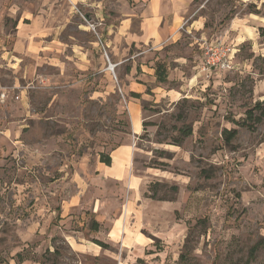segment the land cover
Returning a JSON list of instances; mask_svg holds the SVG:
<instances>
[{
    "label": "rangeland",
    "instance_id": "374dc122",
    "mask_svg": "<svg viewBox=\"0 0 264 264\" xmlns=\"http://www.w3.org/2000/svg\"><path fill=\"white\" fill-rule=\"evenodd\" d=\"M82 1L0 0V264L124 257L116 244L73 249V241L101 242L108 223L92 231L84 209L78 219L58 217L65 202H92L95 164L130 135L125 96L111 90L94 43L116 10L138 0ZM191 17L203 19V39L180 30L167 57L187 59L206 38L233 47L237 65L199 76L174 101L154 104L149 94L141 102L133 167L143 183L138 197L154 205L135 209L143 224L129 231L159 255L134 264H264V119L255 132L235 125L264 101V0H194ZM224 129L238 130L229 145ZM154 191L162 200L147 197ZM113 197L123 202L127 192Z\"/></svg>",
    "mask_w": 264,
    "mask_h": 264
},
{
    "label": "crops",
    "instance_id": "0c3cea01",
    "mask_svg": "<svg viewBox=\"0 0 264 264\" xmlns=\"http://www.w3.org/2000/svg\"><path fill=\"white\" fill-rule=\"evenodd\" d=\"M193 1L138 0L135 6L126 3L125 7L116 10L114 22L103 24L100 43L98 41L94 43L98 47L97 51L105 54L101 55V60L106 56V62L112 66V72L105 70L106 79L111 81V90L118 89L125 96L130 135L125 140V144L118 145L107 154L111 159L110 166L102 163L100 157L95 164L93 176L88 181V184L93 185L92 190L95 195L92 202L87 207L80 200L72 203L65 202L60 206L58 217L78 219L83 215L84 209V212L89 213L95 221L92 224V231L97 232L98 225L108 223L109 230L105 234L99 233L98 239L106 245L116 244L124 252L123 258H113L115 264L146 262L159 255V251L156 252L140 233L129 231L131 228L129 224H143V214L140 212L139 215L135 209H145L146 206L150 208L154 205L143 204L149 200L138 197L143 183L142 178L134 173V149H132L131 138H136L142 131L141 102L148 103L149 94L156 96L154 104L157 100L174 101L191 88L193 83H198L199 76L204 75L200 72L201 48L204 42L214 40L205 38L202 42L203 19L188 18ZM25 15L26 13L17 19L18 27L20 19L23 22L28 21L29 18ZM243 21L249 22L250 25L254 23L253 20L248 19ZM183 29L187 35L201 36L202 43L198 44L199 52L187 59L175 56L172 58L169 55L167 57V49L173 48L171 46L181 41L183 32L180 30ZM190 44L194 46L197 40L194 38ZM235 55L236 50L232 47L233 64L237 65L234 61ZM101 60L100 63H102ZM103 62L106 63L105 60ZM157 63L163 64L166 68L165 83L157 82L155 75ZM117 190L122 194L127 192V198L123 202L113 197ZM157 207L161 209V205ZM262 236L264 237V232ZM161 238L165 239V237ZM73 243L75 248L68 242L77 252L82 251L80 248L95 252L107 251L96 245L94 241L91 243L84 241L82 244L79 241H73ZM166 249L167 247H164L165 251ZM22 259H18V262H22Z\"/></svg>",
    "mask_w": 264,
    "mask_h": 264
},
{
    "label": "trees",
    "instance_id": "16d2710c",
    "mask_svg": "<svg viewBox=\"0 0 264 264\" xmlns=\"http://www.w3.org/2000/svg\"><path fill=\"white\" fill-rule=\"evenodd\" d=\"M155 75H156L157 82L159 83L166 82V68L163 64H160V63L156 64ZM263 119H264V101L255 103V105L251 109L245 112V117L242 120H240L239 122H235V125L249 132H255L257 129V126L262 123ZM181 132L183 133L184 137H187L191 133L189 131V128L185 130H181ZM237 134H238V130L236 129H231V130L224 129L222 131V137H223L224 143L226 145H229L230 142L236 138ZM100 161L107 166H110L111 164V159L109 158L108 155H101ZM173 189H176V188L174 187ZM148 192H152L151 185L148 188ZM147 197L152 200H158V201L162 200V199L156 198V191H154L151 196H147ZM94 243L98 245L99 247H101L102 249H108V246L102 242L94 241ZM259 244L260 243H256L254 246L251 247L250 254H253L257 251V249L259 248ZM263 248H264V245H263ZM235 264H239V263H235Z\"/></svg>",
    "mask_w": 264,
    "mask_h": 264
},
{
    "label": "built area",
    "instance_id": "2783aa9c",
    "mask_svg": "<svg viewBox=\"0 0 264 264\" xmlns=\"http://www.w3.org/2000/svg\"><path fill=\"white\" fill-rule=\"evenodd\" d=\"M95 32V29L92 27ZM96 33V32H95ZM98 42L100 43L99 35ZM202 51V64L200 72L207 78L214 72L230 71L234 69L232 49L224 45L220 40L212 42H204L201 48ZM108 70L112 72V66L108 65ZM4 95H1L3 98Z\"/></svg>",
    "mask_w": 264,
    "mask_h": 264
}]
</instances>
